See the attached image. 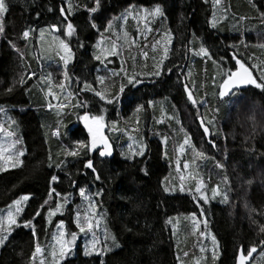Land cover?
Listing matches in <instances>:
<instances>
[{"label": "trees", "instance_id": "trees-1", "mask_svg": "<svg viewBox=\"0 0 264 264\" xmlns=\"http://www.w3.org/2000/svg\"><path fill=\"white\" fill-rule=\"evenodd\" d=\"M76 1L74 14L70 16L76 31L69 39L74 61L65 72L58 58L45 66L35 52L38 30L60 24L63 19L60 8L66 5V0H6L9 11L4 19L5 34L1 35L0 109H10L13 98L19 94V100L22 99L27 108H33V111L29 110L22 121L12 111L2 112L15 121L13 125L22 129L25 154L22 165L0 172V207L7 205L14 196L31 194L20 222L32 220L35 236L29 228L15 227L0 250V264H31L30 257L37 243L43 248L46 259L54 262L56 259L52 258L50 244L54 240L57 224L63 220L69 231H79L75 223L76 214L80 213L83 218L86 213V202L89 201H84L79 195L81 188L85 189L86 195L95 198V207L103 212L99 214L105 228L99 235L100 246L112 250L102 257H86L83 254L85 246L79 245L75 249L73 247L72 252L59 264H100L101 260L104 264H235L238 246L246 248L249 244L257 247L254 260L260 256L258 264H264V255L260 254L262 246L259 244L264 239V233L259 232V227L264 225V216L261 220L251 217L264 212V149L257 152L245 142L235 150L237 154L234 158H226L225 154H232V150L221 143L222 125L240 103L246 102L243 101L245 96L242 92L249 91L251 100L248 106L258 107L256 110L249 109V113L264 108V93L248 85L240 89L233 102H221L218 97V86L227 72L236 70L237 59L258 80L264 75V0H233L234 13L248 19L243 22L233 17L230 23L229 2L220 0L215 7L219 21L215 22V28L211 21L213 0H102L95 23L99 33L106 37L111 36L110 29L105 30L110 16L118 17L120 24L116 30H123L122 27L129 23L132 29L130 33H136L140 27V17L133 19L128 16L125 19L122 14L132 6L138 12L143 7L156 5L162 7L164 16L149 21V24L158 29L161 22V30L166 29L172 37L164 61L160 57L155 58L154 50L152 63L149 66L140 64L136 70L135 73L149 83L132 87L124 79L125 91L119 95V103L115 104H107L93 91L83 90V65L89 55L94 58L96 43L91 41L93 31L82 22L83 10L85 6H92V0ZM76 18L81 22V28L74 23ZM26 30L29 31L27 39L22 35ZM200 32L218 43L220 50L216 57L196 55L203 46L198 35ZM152 33L140 42L141 47L150 40ZM243 33L246 36L244 40L241 39ZM13 39L27 44L22 71L26 74L25 83L19 86L12 81L11 56L6 52L7 42ZM161 48L164 53L165 47ZM158 60L160 63L163 61V65H159L162 74L155 77L150 74L154 72L158 65L154 63ZM98 63L96 59L91 63L92 88L111 99L119 92L121 83L117 75H108L101 84ZM121 67H117L118 70H122ZM43 69L49 83L40 81ZM168 69H171L170 73ZM33 72L36 75L27 79V74ZM64 74L69 89L64 84ZM185 84L197 101L205 103L193 106L187 99ZM55 93L59 95L57 98L54 97ZM179 99L183 101L182 112L177 107ZM217 108L219 112L215 111ZM85 112L103 115L108 139L114 146L117 145L113 157L103 159L98 155V149L90 152L79 148L78 142L89 145L91 142V134L81 119ZM260 113V121L264 122V113ZM201 119H204L205 125L208 120H213L210 131L215 147L209 142L210 137L204 134ZM132 127L137 128V132L133 133ZM57 130L59 135L55 134ZM125 132L137 139L135 151L128 148L129 138L124 136ZM120 135L122 137L119 139ZM185 139L189 141L188 150L186 156H181L179 147L185 144ZM119 140L121 149L118 148ZM155 142L161 146V152L155 151ZM142 146H146L144 156L129 158ZM71 150L78 151L79 155H68ZM197 152L205 155L197 156ZM49 157L51 168L48 167ZM184 157L201 170L208 195L211 197V190L219 185L221 193L227 192L228 203H222L221 196H216L203 204L204 213L201 215L193 200L194 194L199 196L194 191L198 183L191 179L181 183L180 178L183 173L186 176L184 170L187 169L181 163ZM89 159H92L100 175L99 181L94 179L90 169L84 167ZM177 161L182 169L180 174L175 167ZM217 162L222 163L224 168L216 167ZM144 169H147V175ZM53 175L59 180L51 187L58 190L64 180L68 184V191L61 194V199L50 200L49 206L55 207L59 201L64 207L51 218V223H48L46 212L32 219L36 209L48 199L49 181ZM225 176L228 177L227 185ZM181 184L183 192L179 190ZM97 192H102V195L96 196ZM229 213L233 214L234 220L228 217ZM205 218L206 227L202 224ZM203 228H208L216 237V259L212 256V244L207 245L206 236L201 235ZM186 230L190 234L187 242H178L176 233L182 235ZM105 232L108 235L106 242ZM80 234L87 244L92 239L88 233ZM112 237H115V243ZM115 244L120 247L117 248ZM57 256L61 258L60 253Z\"/></svg>", "mask_w": 264, "mask_h": 264}, {"label": "rangeland", "instance_id": "rangeland-1", "mask_svg": "<svg viewBox=\"0 0 264 264\" xmlns=\"http://www.w3.org/2000/svg\"><path fill=\"white\" fill-rule=\"evenodd\" d=\"M102 1V0H101ZM227 2H229L228 6H227V10L229 12V14L231 15V17L228 18V23L231 22L232 18L235 17L237 19H241L243 22H245L248 18L246 16H242V15H237L235 14V10L233 8V0H227ZM250 2V1H249ZM77 1L74 0V2H72V4L75 6ZM233 3V4H232ZM216 3L213 0V15L211 18V21L213 22V20H215V22H219L218 21V13L216 11ZM73 8V11H74ZM143 8H148V9H152L153 7H143ZM142 8V9H143ZM84 14H83V18H84V22L86 27L93 31L92 33V42L96 43V51L93 52V59L91 57V55H89L86 59H89V62H84L83 65V69H82V80L85 83L89 84L91 87H93V84L91 83L92 80V70H91V63H93L94 59H95V55L100 54V49L101 48H111L112 44L115 43L116 47H117V51L119 53V55H115V56H108L106 59L101 61H98V66H97V72L100 75V77H105L108 75H117L118 80L120 81V83L122 84L124 82V79H126L125 77V72L131 76L133 74H137L135 73L136 70L138 69V67L140 66V64H143V66H149V63H152V52L154 51L155 53V58H164V53L163 50L161 48V46H164L165 48H169L170 43L167 42V36L165 34H168L171 36V33H169L166 29H162L161 30V26L162 23L160 22L159 28H153L150 24L149 21H154L155 19L157 20L158 17H151L149 16L147 18V20L139 18L138 20V24H140V27L138 28V30L136 31V33H130L131 32V28L129 27V23H127L126 25H124L122 27L123 30H116L119 26V22H118V17L113 15L110 16L108 18V21L106 23V25H108L109 23L112 24V27L110 29V37H106V35L99 33V31H97L96 29H93L90 25H91V17L90 14L87 12L86 8L83 10ZM81 16V15H80ZM96 18L98 17L97 14H95ZM71 20V19H70ZM100 20V18H99ZM95 22V21H94ZM156 22V21H155ZM72 23V21H71ZM74 23L77 25V27L81 28V22L79 23L78 19L76 18L74 20ZM59 27V30L55 31L53 29L52 26H44L42 28H40L38 30V34H37V48H36V57L38 59L41 60V63H43L45 66H47L53 59H59L61 61V65L64 67V70L66 72V69L69 68V66L73 63L74 61V56L72 57L71 60L68 61L67 66H65L64 60L61 59V56H65V52L63 50V48L60 45V41H64L65 43H67L69 45V47L71 48V45L69 43V39L70 37L67 36L66 34V25L63 23V19L60 21L59 25H56ZM164 26V24H163ZM98 27V26H97ZM83 28V27H82ZM148 29H151V31H148ZM81 31V30H80ZM153 31V33L150 36V40L146 43V45L144 47H141L140 42L146 38L148 36L149 33H151ZM196 31V30H195ZM41 32H43V36H41ZM199 38H201V43L203 45V47H205L206 49H208V51L211 53L212 56L216 57L217 54H219V50L220 47L218 45V43L216 41H212V39L207 38L206 35L203 32H200ZM72 37V36H71ZM246 38L245 34L243 33V35L241 36V39L244 40ZM156 39V40H155ZM163 40H165V43L163 42ZM18 41V40H17ZM15 39L13 40H9L7 43H9L8 46H6V52L9 53V55L11 56V78L13 82H16V84L19 86V80H20V76L21 74H23V61L24 59H26L25 57V51L27 49V44L24 43L23 41H18L17 42ZM11 42V43H10ZM152 42L150 45L149 43ZM12 44H15L16 48L19 49L20 53H23V58H21L20 54L11 46ZM100 45V47L98 48L97 45ZM1 35H0V47H1ZM29 47V46H28ZM159 48V51L158 49ZM72 50V48H71ZM144 53H147V57H145ZM73 54V51H72ZM97 61V60H96ZM164 61V59H163ZM160 65L162 66L163 63L161 64L158 61H155L154 65ZM122 66V67H121ZM117 67H121L122 70H118ZM95 68V67H93ZM128 68H130L129 72H128ZM250 70V69H249ZM45 73V69L42 70L41 74H43V76L41 77L40 74V81H42L43 83H49V77L46 75H44ZM46 74V73H45ZM149 83V81H147ZM146 81H143V83H147ZM143 83L139 84L142 85ZM64 84L66 86L67 89H69V83L68 80L65 77L64 74ZM149 85V84H148ZM64 86V87H65ZM50 88V86H49ZM88 91V90H85ZM54 93V91H52ZM244 97L243 101H246L245 104H239L235 110L233 115H231L229 118H227L226 123H224L222 125V139H221V143L222 145H225L229 150H232V154L227 153L225 154L226 158H234L235 154V150L238 149L239 146L242 147V143L248 142L249 145L255 149L257 152L260 151V149H264V122L260 121L261 119V113H264V108L260 107L259 111L254 112L252 111L251 113H249V109H253L256 110L258 107H251L248 106V104L250 103L251 98L248 97V90H245L242 92ZM46 95L48 96V93H46ZM59 95L57 93L54 94V97L57 98ZM158 96V95H157ZM19 97H21V95L16 94V96L13 98L12 102H11V108L8 109L7 107L5 108H1L4 109L5 111H12L14 112V115L16 116V118L21 119V121L23 120V118L29 114V110L33 111V108L28 109L27 106L25 105V103H23L21 100H19ZM177 107L181 110L183 109V101L181 99L177 100ZM243 103V102H242ZM247 105V106H245ZM4 111H0V124L4 125V132H0V146H3L6 151H5V155L8 154L7 149L10 148V146L12 145V143L14 141H19V143H16L15 148L11 149V151L13 152H18L20 150L24 151L25 154V147H24V143L22 140H24L23 138V132L22 129L20 127H17L15 125H13L12 121L9 118V115L7 113H2ZM11 112V113H12ZM254 112V113H253ZM32 113V112H30ZM260 113V114H259ZM258 115V118L257 116ZM264 120V119H263ZM131 131L137 132V128L132 127ZM7 132H12L13 135L12 136H7L6 133ZM122 132V130H121ZM124 136H128L129 141H128V148L132 151H135L136 145L138 144L137 139L135 138L134 135L132 134H127L126 132L123 133ZM103 135L108 138V134L106 132V127L103 128ZM122 137V135L119 136ZM118 148L121 149L122 143L120 142V140L118 141ZM155 151L156 149L161 152V146L155 142ZM189 143V142H188ZM115 150H117V145H115ZM183 146V151H181V147ZM98 151L101 150L100 147L97 148ZM241 149V148H240ZM187 150H188V146L187 144H183L179 147V152L182 155L187 154ZM245 154V153H244ZM120 155V159L122 160V155L121 153H119ZM159 155V154H158ZM248 155V154H247ZM20 160H23V156L19 157ZM190 161V160H189ZM181 163L184 164L187 163L188 164V168L184 170L186 176L183 173V176H185V178L183 179V181L181 180V183L184 182V180L188 181L189 179H191L192 181H196L197 183L200 180H203V175L201 174V170L199 169V167L197 165H195L193 162L190 161V163L188 161H186L185 157L183 158V160L181 161ZM180 165V163H179ZM175 167L177 170V162H175ZM190 167L192 169H190ZM7 169H12L11 166H7ZM1 172V171H0ZM167 170L165 168V172L166 173ZM177 172L180 174V172H182V169L179 167V171L177 170ZM201 174V175H200ZM163 173L161 174L162 177ZM189 176V178L187 177ZM207 182L208 179L206 180ZM196 182H194L195 184H197ZM56 189V188H55ZM68 191V184L66 181L62 180L58 190H56V192L60 193V194H64ZM22 195H30L31 194H22ZM20 195V196H22ZM211 195V192H210ZM20 196H14L13 199L8 202L7 205L0 207V214H5L7 211V206L9 204L12 203L13 200L19 198ZM60 198V197H59ZM61 199V198H60ZM85 201V199H84ZM91 203L92 204H96V200L95 198L91 197ZM28 204V201L25 202L24 206H23V210L20 214V216L18 217V222H20L21 217L24 214L25 208ZM68 204V202L66 203ZM229 210V209H228ZM62 211V209H61ZM236 211V210H235ZM86 213H89L91 218L93 219L94 224L98 221V225L96 227H94L93 232H97V234L95 233V235H97L96 237L99 239V235H101L104 231L105 228L102 225V219L100 217L99 214H102L103 212L101 210H98L95 207V211L92 212L91 209L89 208V203L86 202ZM247 215H250V212H247ZM264 215H261L260 213H258V215H254L251 217L255 218V220L259 219L261 220L263 218ZM228 217L232 220H234V216L233 214H228ZM177 218V217H175ZM174 219V218H173ZM63 221V220H62ZM204 220H202L203 222ZM64 222L65 228L63 230H60L56 227L55 233H54V240L51 242L50 246H52V250H51V255L53 259H56L54 262L52 259L47 260L45 256V252L43 250V248L41 247V249L43 250V255L37 254L36 256V260L34 262H31V264H40L41 260L43 261V264H59L60 262H62L64 260V258H66V256L64 258H59L58 256L56 257V255H58L60 253V243L59 241H66V242H70L71 241V233H75L77 235V239L74 242V244H72V249L74 247V249L81 245V246H85L87 243H85L84 239L82 238L80 231H69L66 227V222ZM199 222H201V220H199ZM201 222V223H202ZM204 225V227H206L207 225H205L204 223H202ZM233 225V224H232ZM231 227V225H230ZM15 228V227H14ZM175 229V227H174ZM95 230V231H94ZM188 230V227H187ZM184 231V233L181 234H177V241L180 243H185L188 240V235L190 236L189 232ZM200 231V230H199ZM13 232V231H12ZM200 232L202 236H206L204 237L206 244L210 245V243L212 244V247L214 248L215 246L212 243V236L213 234L211 232H209L208 228L205 230L203 228V230H201ZM211 233V234H210ZM90 234V236H92V233H88ZM249 245L246 246L249 247ZM67 247V245H66ZM2 247H0L1 250ZM53 252H55V256H53ZM47 255H49V253H47ZM68 256V255H67ZM256 256V255H255ZM254 256V257H255ZM56 257V258H55ZM260 257V256H258ZM258 257L254 260L251 261L250 264H258V262L260 261L258 259Z\"/></svg>", "mask_w": 264, "mask_h": 264}, {"label": "snow or ice", "instance_id": "snow-or-ice-1", "mask_svg": "<svg viewBox=\"0 0 264 264\" xmlns=\"http://www.w3.org/2000/svg\"><path fill=\"white\" fill-rule=\"evenodd\" d=\"M207 2V0H205ZM215 3L219 4L220 0H214ZM78 7V6H77ZM74 5L72 4V0H66V5H62L60 8L61 15L63 17V23L66 25V34L67 36L71 37L75 31L76 28L71 23L70 16L74 14L73 11ZM87 12L90 14L91 17V27L93 29H96L99 31V28L97 27V24L95 21V14L101 9V0H92V6L88 7L85 6ZM9 11V6L6 3V0H0V35L5 34V24L4 19L6 13ZM135 13V15H134ZM124 18L126 19L128 16H132L133 19H136L137 16H139L142 19L147 20L149 16L155 18V17H163L164 12L160 5L154 6L152 9L143 8L140 9L138 12L135 9L134 6L130 7L128 10H126V13L122 14ZM264 16V14H262ZM215 20L212 22V27L215 28ZM56 30H59V27L56 25L52 26ZM112 24L109 23L107 25L106 31L111 29ZM148 31H151V29H148ZM23 38L27 39L29 36V31L23 32ZM167 36L168 42H171L172 37L168 34H165ZM41 36H43V32H41ZM243 43V41H241ZM11 43V42H10ZM60 45L63 48L65 52V56H61V59L64 60L65 66H67V63L69 60L72 59L73 54L72 50L69 47L67 43L64 41H60ZM23 58V53H20L19 49L16 48L15 44L11 45ZM82 46V45H81ZM97 47L99 48L100 45L98 44ZM168 49H164V56L167 57ZM203 55L205 57L211 58V53L206 49L205 47L201 46L199 51L196 52V55ZM119 55L117 51V47L115 43L112 44L111 48H101L100 54L95 55V59L97 61H101L102 57L103 59H106L108 56H115ZM145 57H147V53H144ZM235 58V57H233ZM163 61H161V64ZM236 64L238 67L235 71H229L225 74V77L222 79L221 83L219 84V92L218 97L221 102L224 101H233L234 97H237V94L240 92L241 86H247L251 85L254 86V88L259 89L261 93H264V75L259 77V80L253 76L252 71L249 70L248 67L245 66L244 63H242L240 60H236ZM169 73L171 72V69L167 70ZM162 74V69L159 65L156 66L153 73L150 75H153L155 77H159ZM25 75L21 74L19 83L23 85L25 83ZM36 74L33 72L31 74H27V79H31ZM125 77L127 80V85H130L132 87H136L137 85L143 83V80L138 76V74H133L129 76L125 72ZM99 81L101 84L104 83V77H99ZM125 84H121L119 87V92L113 96L111 99L107 98L106 95L101 92L97 91L94 88H92L89 84L85 83L83 90L93 91L96 97H99L101 101H106L107 104H115L119 103V95L124 93L125 91ZM184 89L187 92V99L192 103L193 106H196L198 104H203L205 101H197L192 91L188 89V85H184ZM11 91V89H9ZM86 107V105H84ZM0 111H5L4 109H0ZM216 112H219V108L215 109ZM81 119L84 122L85 127L87 128L88 132L91 134V142L90 145L88 143H85L83 141L78 142L80 149H86L90 152H95L98 147H100L102 150L99 151L98 155L100 157H111L113 154V149L111 144L109 143L108 139L103 135V128H104V117L103 115H89L87 112L81 117ZM12 123H15V121H12ZM203 132L206 136L210 137L209 142L212 143V146L215 147V142L212 137V132L210 131V126L213 125V120L210 119L207 121V125H205L204 119H201L200 121ZM4 125L0 124V132H4ZM56 135H59V130L55 133ZM7 136H12V132H7ZM188 139H185L184 143L188 144ZM16 143H19V141H14L9 149H7L8 154L5 155L6 149L3 146H0V171H6L7 166H11L12 168L19 167L23 164V161L19 159V157L24 156V151L20 150L18 152H13L11 149L15 148ZM145 148L146 146H142L138 151L134 152L132 154V157L129 158H135L136 156H144L145 155ZM183 146L181 147V151H183ZM68 155H71L73 157L78 156L79 152L76 150H71L68 152ZM197 156L203 157L205 154L203 152H197ZM48 167H52L51 163V157H49V163ZM59 167V165H57ZM85 168L90 169L92 173L94 174V179L99 181L100 175L97 173L96 168L94 167L92 159H89L86 161ZM179 161H177V170L179 171ZM216 167L223 169L224 165L222 163L217 162ZM184 168H188V164H184ZM145 172V175H147V169L143 170ZM182 181L184 177L180 178ZM59 178L55 175L51 176L49 181V191L47 193L48 199H45L43 203L36 209V211L33 214V218L40 217L42 212H46L48 223H51V218L55 216L57 213L61 212V209L64 207L63 203H60L57 201L55 204V207L49 206V201L53 200L55 198H59L61 196L60 193L56 192V189L51 187L52 183L58 182ZM224 182L227 185L228 184V177H224ZM249 184L252 183V181H248ZM168 191V189H165ZM181 192L184 191L183 184H181L180 189ZM196 194H199L197 197L195 194L193 195V200L196 201L199 211L201 215L203 216L204 208L203 204H207L210 199H214L216 196H221V202L222 203H228V195L227 192L221 193L220 186L216 185L211 190V197L208 195L206 190V185L203 180H200L198 184L195 186L194 189ZM79 195L83 197L86 201H89V208L92 212L95 211V205L91 203V197L85 194V189L81 188L79 190ZM96 196L102 195V192H97L95 194ZM31 199L30 195H22L19 198L12 201L11 204L7 206V211L5 214H0V247H3L5 243L8 241L9 236H11L12 231L14 230V227H26L32 230L33 236H35V225L32 223V220H24L22 222H18V217L20 216L23 206L25 202L29 201ZM66 199V198H65ZM254 211V210H253ZM261 215H264V212L260 213ZM193 217H195V214H193ZM75 223L77 227L79 228V231L81 233H92V239L89 241L88 244L85 245L84 249V256H97L102 257L104 255H107L108 252H110L112 249L108 248L106 246H100V240L96 237L95 232H93L94 227L98 225V221L94 224L93 219L91 218L89 213H85L83 218L81 217L80 213L76 214V220ZM203 223L207 225V219L205 218ZM57 228L60 230H63L65 228L64 222L60 221L57 224ZM259 232L264 233V225H261L259 227ZM77 239V235L75 233H71V241H59L60 243V257L64 258L68 254L72 252V244ZM104 240L105 242L108 240L107 232L104 233ZM112 241L115 243V237H112ZM212 243L214 246H218V242L216 241V237L212 236ZM259 244L262 246L260 249V254L264 255V239H261L259 241ZM67 245V247H66ZM117 248L120 247L119 244H115ZM204 249L201 248V252H203ZM257 253V247L255 245H250L249 247L245 248L243 245L238 246L237 252H236V264H248V261L252 259L253 254ZM37 254L43 255V250L41 249L40 245L37 243L35 245V250L32 253V256L30 257V261L34 262L36 260ZM55 252H53V256H55ZM187 255V254H185ZM213 259L218 258L217 252L215 250V247L212 252ZM40 264H43V261L41 260ZM100 264H104L103 260L100 261Z\"/></svg>", "mask_w": 264, "mask_h": 264}, {"label": "water", "instance_id": "water-1", "mask_svg": "<svg viewBox=\"0 0 264 264\" xmlns=\"http://www.w3.org/2000/svg\"><path fill=\"white\" fill-rule=\"evenodd\" d=\"M55 31H57L55 28H53ZM248 86V85H247ZM247 86H241V89L242 88H246ZM108 141H109V143L111 144V146H112V149H113V154H112V156L111 157H113L114 156V154H115V152H116V150H115V146H114V144L108 139ZM102 150V149H101ZM111 157H103V159H106V158H111ZM256 255V253H254L253 254V257H252V259L251 260H249L248 261V264H250L251 263V261L253 260V258H254V256ZM236 264V263H235Z\"/></svg>", "mask_w": 264, "mask_h": 264}, {"label": "bare ground", "instance_id": "bare-ground-1", "mask_svg": "<svg viewBox=\"0 0 264 264\" xmlns=\"http://www.w3.org/2000/svg\"><path fill=\"white\" fill-rule=\"evenodd\" d=\"M246 49V48H245ZM185 52V51H184ZM233 102V101H232ZM229 106V105H228ZM53 121V120H52Z\"/></svg>", "mask_w": 264, "mask_h": 264}, {"label": "flooded vegetation", "instance_id": "flooded-vegetation-1", "mask_svg": "<svg viewBox=\"0 0 264 264\" xmlns=\"http://www.w3.org/2000/svg\"><path fill=\"white\" fill-rule=\"evenodd\" d=\"M237 67H238V65H237Z\"/></svg>", "mask_w": 264, "mask_h": 264}]
</instances>
